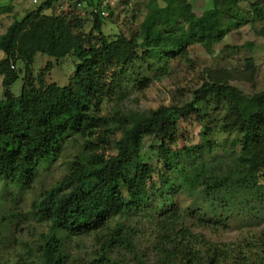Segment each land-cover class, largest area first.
Here are the masks:
<instances>
[{"label": "trees", "instance_id": "trees-1", "mask_svg": "<svg viewBox=\"0 0 264 264\" xmlns=\"http://www.w3.org/2000/svg\"><path fill=\"white\" fill-rule=\"evenodd\" d=\"M240 1L213 0L211 8L196 15L187 10L186 0H163L164 5L148 0L139 32L109 41L100 14L86 8L91 16L86 31V18L73 11L79 1L68 3L66 12L49 14L54 0H45L14 18L0 34L3 188L29 187L39 167L54 161L69 137L81 138L80 154L65 178L31 204L29 213L46 229L32 238L36 246L20 239L21 260L33 254L31 264H66L61 235H93L88 264H264V228L250 237L253 242H246L245 249L255 251V259L249 260L240 246L217 244L180 222L183 213L172 195H198L208 205L202 210L210 216L207 222L223 228L233 217L241 216L247 225L264 217V88L246 93L233 84L255 81L254 61L247 58L244 67L202 69L201 83L191 90L190 99L175 104L135 110L122 103L130 83L127 65L142 45V52L157 61L167 53L185 55L193 44L213 53L214 45L242 22L264 36V10L252 3L248 18H242L236 11ZM257 21H263L260 29ZM37 53L55 59L73 54L78 63L69 83L47 84L41 74L34 76L31 66ZM18 61L24 66L23 85L19 94H12L10 87L20 77L14 67ZM112 68L107 85L103 75ZM210 98L217 103L213 111L207 108ZM104 99L108 114L99 112ZM182 121L200 126V143L179 148ZM220 134L232 137L217 139ZM147 139L156 153V167L141 157ZM111 143L117 145L115 152H110ZM160 173L178 182L166 197L153 180ZM191 205L189 214L196 202ZM132 218L138 219L135 224L159 219L161 232L150 246L139 244ZM236 248L240 256L233 253ZM230 258L234 261L228 262Z\"/></svg>", "mask_w": 264, "mask_h": 264}, {"label": "rangeland", "instance_id": "rangeland-1", "mask_svg": "<svg viewBox=\"0 0 264 264\" xmlns=\"http://www.w3.org/2000/svg\"><path fill=\"white\" fill-rule=\"evenodd\" d=\"M83 0H63V9L65 12L70 7L67 4ZM148 0H114L113 9H110V15L105 18L103 31L109 41H112L123 33L127 37L139 32V24L146 13V3ZM258 4L264 10V0H241L236 8L242 18H248V12H251L252 5ZM29 0H0V34H3L7 26L14 18H20L29 9ZM252 4V5H251ZM36 5L32 4V7ZM72 8V7H71ZM51 10L49 14L59 13L61 10ZM88 9V8H87ZM84 7L76 5L73 10L86 18L84 29L88 31L90 28V19L88 11ZM248 11V12H247ZM241 17H237L236 21ZM263 21H257L255 27L260 29ZM137 41H141L138 37ZM142 45L138 49L136 56L128 63L127 69L130 75L129 85L126 89V97L122 101L123 105L129 109L146 110L155 109L159 105H171L174 102H181L191 97V90L201 83V70L206 67L211 68H233L244 67L247 58L254 61L256 69V79L254 82L236 81L233 82L237 88L246 93H252L264 88V36L254 34L250 23L242 22L238 27L233 26L226 37L214 45L213 53L206 52L199 44H193L187 47L186 54H166V59L155 60L148 54H144ZM3 53L0 51V59ZM78 63L77 58L73 54H69L63 58L55 59L43 53H37L34 57L31 70L34 76L41 74L44 83H57L64 86L69 83L75 67ZM49 65V68L47 65ZM16 70L20 71L19 79L10 87L12 94H19L23 85L24 66L21 62L14 65ZM115 68L107 70L103 75V82L108 85L111 81L112 72ZM139 80H142L139 82ZM5 89L1 86L0 77V98L4 96ZM113 104V103H112ZM216 101L210 98V111L215 110ZM100 114H108V101L104 99L99 106ZM200 126L191 121H182L180 123V139L178 141L179 148L185 145H195L202 140L199 131ZM224 134L217 135V139L230 138ZM80 136L73 135L67 139L62 152L57 158L45 165H41L36 176L30 182V186L20 191L10 188H3L0 181V264H31L30 260H21L20 239L27 242L26 245L36 246L32 238H37L39 231L46 229L45 224L36 220L29 213L31 204L38 200L39 195L47 190L50 186L65 178L68 173V166L73 159L80 154L78 143ZM148 140L146 147L141 151L143 160H150L151 165L156 167L157 157L150 145L152 142ZM216 142H220L217 140ZM108 148V144L106 145ZM117 145L110 144V152H115ZM108 151V150H107ZM158 165V164H157ZM160 173L153 176V180H157V187L166 196L172 192L174 185H178L177 181H172V175ZM171 178V179H169ZM264 183V176L261 177ZM4 189L3 191H1ZM184 190V189H183ZM176 197L177 204L182 211L183 221L187 227L195 233L202 234L205 238L214 241L217 244L231 243L230 247L240 246L241 252L249 260H254V249H245L246 242H253L254 238H250L254 234L264 228V217L259 224L247 225L245 220L240 221L241 216L237 219H231L226 222L227 228L221 225H213L208 221L209 215H202L208 205L201 197L190 196L185 192L173 193ZM164 197V198H165ZM196 202L195 209L191 214L189 206L192 201ZM176 204V205H177ZM149 210V209H147ZM13 213V215H11ZM244 217V216H243ZM158 218V217H157ZM157 218L142 219L135 224L137 218L131 219V227H135L140 238L139 244L146 248L150 246L152 240L161 232L162 224ZM248 218V217H244ZM247 220V219H246ZM255 221V219H254ZM127 224V222H126ZM181 226L178 223V227ZM12 238H19L15 243ZM63 251L66 254V264H88L93 258L94 241L93 235L90 236H64L61 235ZM138 244V246H139ZM237 248L233 253L237 255ZM33 253V252H32ZM127 257V256H125ZM233 262L232 258L228 262ZM36 264V263H33ZM243 264V263H242Z\"/></svg>", "mask_w": 264, "mask_h": 264}, {"label": "crops", "instance_id": "crops-1", "mask_svg": "<svg viewBox=\"0 0 264 264\" xmlns=\"http://www.w3.org/2000/svg\"><path fill=\"white\" fill-rule=\"evenodd\" d=\"M212 2L213 0H186V4H187L186 7L188 11L190 12L193 11L196 15H202L204 12H206L209 8L212 7ZM158 3L160 5H164L163 0H158ZM63 5H64L63 0H54L53 8L47 10L46 13H50V11L53 9L56 10V7L58 8L57 10L59 9L61 10L64 7ZM28 7L29 9L34 8L32 7L31 1Z\"/></svg>", "mask_w": 264, "mask_h": 264}, {"label": "built area", "instance_id": "built-area-1", "mask_svg": "<svg viewBox=\"0 0 264 264\" xmlns=\"http://www.w3.org/2000/svg\"><path fill=\"white\" fill-rule=\"evenodd\" d=\"M33 5H38L45 0H30ZM114 0H83L77 3V6L84 7L92 10L95 13L100 14L103 18H107L110 15V9L108 5H113Z\"/></svg>", "mask_w": 264, "mask_h": 264}]
</instances>
